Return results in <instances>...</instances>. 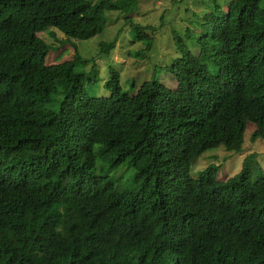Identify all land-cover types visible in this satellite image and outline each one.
<instances>
[{"label": "trees", "instance_id": "trees-1", "mask_svg": "<svg viewBox=\"0 0 264 264\" xmlns=\"http://www.w3.org/2000/svg\"><path fill=\"white\" fill-rule=\"evenodd\" d=\"M139 1L0 0V264H264V175H190L209 149L242 152L249 122L264 140V0L211 18L198 56L178 38L173 89L122 91L113 74L111 96L90 97L75 45L47 65L41 34L89 41ZM99 159L136 169L132 188L98 175Z\"/></svg>", "mask_w": 264, "mask_h": 264}, {"label": "rangeland", "instance_id": "rangeland-1", "mask_svg": "<svg viewBox=\"0 0 264 264\" xmlns=\"http://www.w3.org/2000/svg\"><path fill=\"white\" fill-rule=\"evenodd\" d=\"M97 1V0H93ZM234 0H140L139 9L131 15L117 13L107 15L105 31L89 41H73L72 45L62 34L52 38L49 33L41 34L51 47L47 56V65H61L71 61L75 55L73 46L79 55L90 61L87 67L79 68L86 74L84 81L86 94L93 98H109L112 94L108 84L112 75L119 79L122 91L136 90L144 83L157 80L168 88H175L176 81L169 73L173 63L181 58L176 40L180 38L183 47L192 55L198 56L202 48L200 42L206 36V26L211 18H221L228 12L230 2ZM264 7V3H263ZM131 21L132 25H126ZM133 26L147 29L142 41L134 39L138 32ZM143 33V32H142ZM153 40L148 52L146 44ZM103 44H115V49L102 55ZM148 52V53H147ZM211 48L208 51L212 55ZM139 54V55H138ZM138 55V56H137ZM209 72L214 73L210 63H204ZM62 96L47 103V109L55 114L60 111ZM254 123H248L244 150L234 152L224 146L209 149L194 160L190 175L198 177L206 167L220 166L218 181H227L240 175L246 165L252 174L264 175V140L253 139ZM98 150V149H96ZM137 170L129 164L112 167L111 162L97 161L96 173L110 178L114 185L131 189Z\"/></svg>", "mask_w": 264, "mask_h": 264}, {"label": "clouds", "instance_id": "clouds-1", "mask_svg": "<svg viewBox=\"0 0 264 264\" xmlns=\"http://www.w3.org/2000/svg\"><path fill=\"white\" fill-rule=\"evenodd\" d=\"M201 155H202V154H201ZM201 155H200V156H201Z\"/></svg>", "mask_w": 264, "mask_h": 264}]
</instances>
